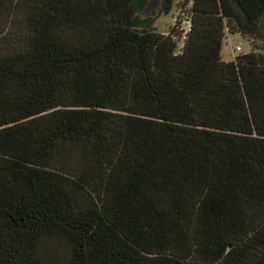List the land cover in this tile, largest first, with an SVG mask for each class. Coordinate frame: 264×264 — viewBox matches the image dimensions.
<instances>
[{
  "label": "trees",
  "instance_id": "1",
  "mask_svg": "<svg viewBox=\"0 0 264 264\" xmlns=\"http://www.w3.org/2000/svg\"><path fill=\"white\" fill-rule=\"evenodd\" d=\"M0 0V264H264V0Z\"/></svg>",
  "mask_w": 264,
  "mask_h": 264
},
{
  "label": "rangeland",
  "instance_id": "2",
  "mask_svg": "<svg viewBox=\"0 0 264 264\" xmlns=\"http://www.w3.org/2000/svg\"><path fill=\"white\" fill-rule=\"evenodd\" d=\"M160 1L161 0H148L147 9L140 15V17L156 18L154 24L156 30L161 34L171 35L173 29L176 28L177 22L180 20L179 18L181 17V14H178L179 10H177V7H174L173 11L168 15H159ZM177 43V53H179L183 44L182 38H179ZM238 46H241V51L236 50ZM251 51L264 53V43L252 41L249 38H243L240 35H232L228 32L225 33L221 54L222 60L231 61L234 60L236 56Z\"/></svg>",
  "mask_w": 264,
  "mask_h": 264
},
{
  "label": "built area",
  "instance_id": "3",
  "mask_svg": "<svg viewBox=\"0 0 264 264\" xmlns=\"http://www.w3.org/2000/svg\"><path fill=\"white\" fill-rule=\"evenodd\" d=\"M179 22H177V25H176V28L178 30V32L181 33L182 35V41H184L186 35L189 33L190 29H191V19L190 17H187L185 14L182 15L181 14V17L179 18ZM183 46V44H182ZM237 51H241V46H238Z\"/></svg>",
  "mask_w": 264,
  "mask_h": 264
}]
</instances>
